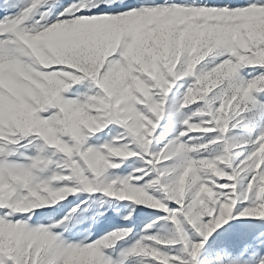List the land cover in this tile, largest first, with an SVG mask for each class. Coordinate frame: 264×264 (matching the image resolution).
<instances>
[{
    "label": "snow or ice",
    "instance_id": "1",
    "mask_svg": "<svg viewBox=\"0 0 264 264\" xmlns=\"http://www.w3.org/2000/svg\"><path fill=\"white\" fill-rule=\"evenodd\" d=\"M0 264H264V0H0Z\"/></svg>",
    "mask_w": 264,
    "mask_h": 264
}]
</instances>
